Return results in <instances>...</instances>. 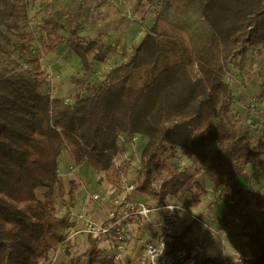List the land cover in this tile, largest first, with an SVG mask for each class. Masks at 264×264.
<instances>
[{
	"label": "trees",
	"instance_id": "1",
	"mask_svg": "<svg viewBox=\"0 0 264 264\" xmlns=\"http://www.w3.org/2000/svg\"><path fill=\"white\" fill-rule=\"evenodd\" d=\"M39 1L49 7L54 0ZM151 1L139 0V11L149 9ZM153 1V24L125 60L108 71L103 66L116 50L105 46L103 34L93 39L73 28L63 35L62 19L69 16L63 11L42 20L45 50L69 39L82 63L84 79L72 77L75 97L64 101L52 96L39 52L23 42L20 29L29 18L28 0H0V36L19 37L16 48L27 62L19 64L0 39V55L6 57L0 59V264H41L53 248L57 198L63 200L66 193L59 176L64 149L76 167L86 163L112 175L114 189L121 190L122 134L145 138L134 182L136 191L157 197L153 205L176 201L168 196L181 199L193 188L206 192L194 175L162 160L167 147L180 148L189 160L201 163L216 189L255 205L258 214L240 218L249 252L226 264H264V194L248 193L240 181L249 163L264 158V140L247 129L239 132L238 121L230 116L232 86L225 80L231 69L243 70L251 50L264 51V0ZM162 24L181 33L164 32ZM94 75L99 84L92 82ZM257 97L264 98V79ZM210 144L217 148L207 151ZM163 172L159 190L153 191L154 178ZM68 193L76 196L74 185ZM187 203L198 207L199 194ZM192 228L191 223L181 235ZM63 238L60 234L59 242ZM114 261L101 257L95 238L73 264Z\"/></svg>",
	"mask_w": 264,
	"mask_h": 264
},
{
	"label": "rangeland",
	"instance_id": "2",
	"mask_svg": "<svg viewBox=\"0 0 264 264\" xmlns=\"http://www.w3.org/2000/svg\"><path fill=\"white\" fill-rule=\"evenodd\" d=\"M55 1V0H54ZM157 6V2L151 1L149 3V9L143 10V19H147L148 17L154 18V12L155 7ZM28 14L29 18L26 23H24L21 26V31L24 34L23 42L30 45L33 52H39L38 54L43 59V65L46 68V73L48 78L51 80V86L50 90L51 93L55 89L54 83H53V77L55 75L58 77V74H49V66L48 63V51L45 50V47L43 46L42 41V33L40 32L39 25L41 24L42 20L48 16H57V14L60 11L66 12L69 14L68 17L64 18L62 23L64 24L63 30H61L62 34H68V29L75 28L78 29V24L76 22V17L72 16V13L69 9V6L65 4L64 0H60L58 2H51V5L49 7H46V3L39 1V0H28ZM55 13V14H54ZM78 13V12H77ZM79 30V29H78ZM161 30L164 32L169 33H181L178 29L170 27V25L162 24ZM5 32V30H4ZM14 32H18V30H15ZM8 40L4 39L0 36V39L2 43L4 44L6 51L12 55L13 58L19 64H22L26 66L27 62L23 55H21L16 48L17 41L19 40V37H17L15 34L8 33ZM30 48V49H31ZM249 65L246 64L243 70H237V69H231L229 73L226 75L225 80L228 81L233 90V96H234V103L232 104L230 116L233 117L234 120L238 121L237 127L239 129V132H243L246 130V125L244 123V118H246L249 114L247 111V106L257 94L258 87L260 86V83L264 79V51L261 50H251L249 53ZM257 57V61L254 62V59ZM6 58V57H4ZM0 55V59H4ZM248 60V59H247ZM7 61L4 60V63ZM108 64V63H107ZM109 65L103 66L105 67L106 71H108L110 68ZM91 73V72H90ZM96 75V72H93ZM89 75V74H88ZM87 75V77H88ZM93 76L91 79L93 83L99 84L100 79L96 76ZM78 76L82 79H84L83 73H79ZM69 87H67L66 83H58L57 87L60 90L66 89L63 94H68L70 92L71 95L70 99H66L63 97L62 100L64 101H70L73 100L75 97L73 94V88L74 92L76 90V86H70L71 82H68ZM72 88V89H71ZM67 92V93H65ZM73 94V95H72ZM65 96V95H64ZM68 96V97H69ZM235 112H238L237 115H234ZM243 115H242V114ZM217 148L216 145L210 144L207 151H210L211 149ZM132 152V148L130 145H126L124 148V152L122 154L125 155L126 153ZM161 158L165 161V163L171 167H179L180 169H184L187 171L188 174L194 175L196 179L201 183V185L205 188L206 192H203L197 188H193L191 192L187 194V196L191 197L194 194H199V198L201 199V203H205L204 212L205 215L201 217L204 221L199 220L203 227H205L206 231L208 232L209 236L202 238L201 240L205 244V254L204 258L205 260H208V264H221V263H230L237 260L239 256H241L243 253L249 252V246L247 249V244L249 241V238L247 236L248 231L244 229L243 223L240 221V218L242 216H245L246 214H258V208L253 204H247L245 200L241 199L239 196H235L233 193H230L228 195L227 193L221 192V189H216L215 186L212 187V190H209L205 185V178L207 176L206 173H204L202 164L199 162H194L192 160H189L186 156L182 154L180 150L177 148L167 147L163 152H161ZM125 160H127L125 158ZM124 160L123 164L121 165L123 169L126 172V175L129 178H132L133 180H137V177L139 175V168L138 162L135 161H126ZM72 167H70V170ZM72 172V171H71ZM70 173V172H69ZM97 177H93L92 180L94 186H91L90 181L87 179L81 178L80 183H77L82 187V185H85L89 190H99L101 192H105L108 194V191H112L114 189L112 175L107 173H99L97 172ZM70 179H66L67 187H65L64 184V190L67 193L70 190L69 185L75 186V194L78 193L79 187L75 183V179H71L74 177V172L71 173ZM166 176V173L163 172L161 175L156 176L152 182L151 188L153 191L159 190V187L162 183V179ZM62 177V175H61ZM69 181V182H68ZM240 181L245 184L246 191L248 193H252L254 195H257L258 193L264 194V158L259 157L257 159H254L251 163L247 166V171L245 173V176L240 178ZM214 185V184H213ZM68 189V191H67ZM137 192V193H136ZM135 196L136 198H140L144 200L147 204L154 203L155 199L157 197L152 193H142L140 194L139 191H136ZM65 193V194H66ZM214 193V196H213ZM38 194L42 196L43 190L39 189ZM63 197V196H62ZM186 199V197H185ZM190 199V198H189ZM167 200H176L181 201L183 198L178 199L176 197L168 196ZM90 201H88L89 203ZM63 203V200L61 197L57 198V206H61ZM92 204V203H91ZM104 202L97 203V205L100 208L105 207L106 205H103ZM93 206L95 204H92ZM111 206V203L109 205V208ZM107 207V212L109 210ZM190 214L189 212L185 213ZM207 214V215H206ZM93 217V215H92ZM97 218L103 217V213H99L96 216ZM58 219V220H55ZM54 220L56 222V226L58 228V232H60V229L64 227L65 225H62V222L60 221V217H56ZM58 234V233H57ZM54 235L51 237L50 241L53 244V248L48 252L47 257L41 260V264H46L51 257L52 254H54V250L59 244V235ZM146 237H149L150 232H145ZM174 237L173 235H171ZM95 239V237L88 236L86 234L81 235L76 238V243L74 246H71V249L64 252L62 255H64L65 259L62 261V255H60L58 258V262L60 261L62 264H73V262L78 259L82 258L88 248L91 245V241ZM199 241V240H198ZM197 241V242H198ZM112 243L107 241L104 238H98V248L101 250V257L104 254V249L111 248ZM114 264H117V261H114Z\"/></svg>",
	"mask_w": 264,
	"mask_h": 264
},
{
	"label": "built area",
	"instance_id": "3",
	"mask_svg": "<svg viewBox=\"0 0 264 264\" xmlns=\"http://www.w3.org/2000/svg\"><path fill=\"white\" fill-rule=\"evenodd\" d=\"M108 67L111 68V66ZM247 107L249 115L244 118L246 129L253 133L257 140H264V98L255 96ZM142 140L140 135L122 134L119 136L118 143L123 152L126 145H130L132 148V152L123 155L124 159L126 158L128 162L139 161L140 164ZM178 150L184 155L182 149ZM120 157L117 159V166L121 163ZM71 167L70 173L77 172L75 164ZM61 175L62 171H59V176L61 177ZM135 192L134 180L129 178L125 170L122 169L121 190L109 198L111 206L106 218L96 220L88 214L87 202H105L108 199V194L99 190H89L85 185H82V190L72 200L73 206L70 209L71 222H74L75 225L65 228L64 238L59 242L47 264H55L60 253L74 245L76 238L84 234L95 238H104L112 243L111 248L104 249L102 256L104 258L119 260L133 244H140L142 254L136 264H204L206 246L202 240L175 247L171 244V235L174 234L176 225L189 211L188 204L184 199L150 205L144 200L134 198ZM194 218L196 219L197 216ZM142 223L154 229L150 238L138 235Z\"/></svg>",
	"mask_w": 264,
	"mask_h": 264
},
{
	"label": "crops",
	"instance_id": "4",
	"mask_svg": "<svg viewBox=\"0 0 264 264\" xmlns=\"http://www.w3.org/2000/svg\"><path fill=\"white\" fill-rule=\"evenodd\" d=\"M58 1L60 0H55L53 2H58ZM64 1L65 4L69 6L72 16L78 14L76 17V22L78 24L77 26L79 30L78 29L77 30L81 34L88 35L93 39H96L99 37L100 34H103L105 46L106 47L112 46L113 48H115L116 52L109 53L107 58V63H108L107 65L111 67L125 60L127 55L133 51V48L140 43L142 38L145 36L146 32L149 30L150 26L154 22V18L152 19L151 17H148L147 19H143L144 14L142 11L146 10L147 7L144 8L142 11H139V5H140L139 0H64ZM146 5H148V3H146ZM63 20L64 18L62 19V21ZM71 29H68V34H63V35L68 36L69 30ZM256 61H257V57L254 59V62ZM249 62L250 60L248 56V60L246 61V64L249 65ZM48 63L50 64L49 74L51 75L58 74L59 75L58 77H60V78H56L57 77L56 75L55 77H53L52 81L54 83L55 89L51 93L52 96L57 97L59 99H63V97L64 98L67 97L66 99L68 98L70 99L69 96L71 95L70 92L68 94H63L64 91H66V89H64L63 91L60 90L57 87V84L66 83L67 87H69L68 82L70 81L71 82L70 86H74L75 84H73L72 82V77L75 75L78 76V74L83 72V70H82L81 60L75 55V53L70 48L69 39L65 40L64 43L57 46L53 51H48ZM50 86H51V80H50ZM260 87H261V83L260 86L258 87L257 94L260 90ZM73 94H75L74 88H73ZM257 94H255V96H257ZM142 138L145 139L144 137ZM143 141L144 140H142L141 142ZM73 164L74 161L69 149H64L60 157L59 170L62 171L61 178L65 182V187H67L66 179L68 178L70 179V175H72L71 173H69V169ZM97 174L98 173L94 171L86 163L77 167V172H75L74 177L71 178V179H75L76 185L80 188L78 193L76 194V197L80 194L82 190V187L77 184L80 183L79 182L80 179L81 178L87 179L88 181H90L91 186L93 187L95 183H93L92 180L94 179L93 177H97ZM206 177H208L213 187L214 185L210 177L208 175ZM69 186L71 187V185ZM206 187L209 190L213 191L212 188H209L207 185ZM118 192L119 191H116L115 189H113L112 191H108V199L103 204L106 206L103 208H100L96 202H92V201H90L89 203L87 202L86 210L90 215V217H92L93 215L92 218L96 219L95 216L97 214L103 213V217L97 218L96 220H104L107 215V211H106L107 207L109 208V205L111 203L109 198L112 195L113 196L116 195ZM136 193H134L133 197L135 196ZM139 193L142 194L141 192ZM72 198L71 195L67 192L63 197V203L61 204L59 209H57V217L62 218L63 221L67 224L66 226L60 229V232H58V228L56 226V233H58L59 235L64 234V230L66 227H68V225L70 224L75 225L74 222H71L72 214L70 213V209L73 206L72 200L75 197L73 199ZM140 198L138 197L136 199H140ZM189 198L191 197L187 195L183 197L186 203ZM204 202L201 203V199H200V203L198 207H188L189 209L188 212L190 214L183 215V217L180 219V221L175 227L174 234H172L174 237L171 236V244L173 247L183 244L195 243L198 240H201L202 238L209 236L205 227H203V225L199 223V220L204 221L203 219H201V217L205 215ZM91 203L95 205L93 206ZM151 205L153 204L151 203ZM195 216H197L196 219L194 218ZM191 223L193 225L192 230L186 233L185 235H181L184 232L185 227ZM138 231H139L138 234L139 236L144 235L145 237H146L145 232L149 231L150 235L149 237L146 238H150L154 232V229L142 223V226L139 228ZM248 246H249V241L247 244V249ZM69 249H71V246H69L68 248H66V250L61 252L60 255H62L64 252H66ZM141 254H142V249L140 247V244L139 245L133 244L129 250L123 253L121 259L119 260L114 259V260L117 261V264H136L139 262V257ZM62 256H63L62 257L63 258L62 261H63L65 259L64 258L65 256L64 255ZM51 257L49 258L48 262L50 261ZM60 261L59 262L57 261L55 264H62Z\"/></svg>",
	"mask_w": 264,
	"mask_h": 264
},
{
	"label": "bare ground",
	"instance_id": "5",
	"mask_svg": "<svg viewBox=\"0 0 264 264\" xmlns=\"http://www.w3.org/2000/svg\"><path fill=\"white\" fill-rule=\"evenodd\" d=\"M205 182H206V185H207L209 188H212V185H211L210 180L208 179V177H206Z\"/></svg>",
	"mask_w": 264,
	"mask_h": 264
}]
</instances>
